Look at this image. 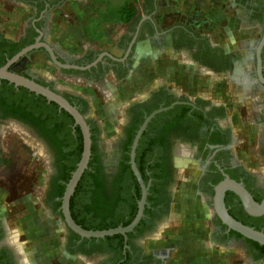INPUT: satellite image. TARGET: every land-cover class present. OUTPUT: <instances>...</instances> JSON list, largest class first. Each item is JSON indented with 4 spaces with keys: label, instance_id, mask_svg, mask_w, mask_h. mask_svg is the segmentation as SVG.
<instances>
[{
    "label": "flooded vegetation",
    "instance_id": "obj_1",
    "mask_svg": "<svg viewBox=\"0 0 264 264\" xmlns=\"http://www.w3.org/2000/svg\"><path fill=\"white\" fill-rule=\"evenodd\" d=\"M13 1L32 8L34 18L24 25L17 38L11 39L1 30L0 36L11 40L28 38L31 34L30 26L38 22V14L45 13L51 1ZM225 4L232 18L234 15L237 24L247 32L244 33V39L232 47L205 34L192 31L182 24H174L161 30L153 22L139 19L134 25L131 22L127 26L126 33L122 34L116 43L118 52H112V57L98 52L75 58L66 56L56 48L54 53L57 60L62 63L89 65L83 69L61 67L59 69L63 75L81 82H93L103 89H107L109 79L115 80L117 90L121 86L126 88L129 85V89L131 88L133 84L123 81L134 67L133 53L136 43L146 40L170 47V51L176 57L182 56L214 78L225 76L229 83L243 89L245 95H250L251 100L245 107L247 117H250L256 128L254 152L259 160L258 165L262 168L260 174L257 170L246 167L235 157L233 152V149H236L235 132L227 122L226 106L204 96H189L177 92L163 84L149 87L145 94L136 96L120 110L123 121L119 123L118 131L114 135L111 159L106 162L102 124L88 116L87 99L74 91L56 88L52 81L43 79L29 69L15 68L22 58L39 49L31 50L16 61V64L10 66V70L22 71L25 76L59 91L85 116L89 130L92 129L90 137L92 136L91 144L95 147L94 165L97 167L98 177L106 183L112 180L117 183L114 188L117 226L127 225L135 217L142 196L141 184L130 164V153L136 133L145 116L159 107L168 106L166 110L156 112L147 121L134 147L133 160L146 187L145 203L138 222L125 234L116 233L118 236L103 241L98 238L93 240L80 237L64 224L62 249L67 255L88 259L89 264H163V255L146 249L143 246V239L154 235L166 218L171 220V185L178 171L188 168L183 162L186 160L195 163L199 169L195 177V187L205 202L212 207L211 227L216 243L223 245L241 243L248 259L264 264V250L249 244L244 240V236L237 235L238 232L223 224L212 206L214 186L224 178V174L241 181L245 187L247 184L252 193L247 187L246 189L253 198L256 193L261 195V198L264 194V99L257 95L264 91V82L260 80V76L264 79V0H227ZM39 29L42 32L40 40H44L42 24ZM37 36L38 33L31 43ZM262 39L258 62L257 47ZM104 92L103 94H106ZM38 101L36 96L31 97L18 86L9 82L1 85L0 82V175L6 179L13 178L29 149L20 136L33 135L49 155V171L42 195V205L54 215L61 217V199L59 195L57 196L56 190L64 183L61 175L68 162L66 158L70 155L59 160L56 150L47 139V133L35 124L33 117L36 115L35 106ZM57 111L61 110L57 108ZM62 118L61 115L60 119L63 120ZM42 125L50 127L46 119ZM70 125L76 126L74 122ZM68 142L67 148L62 149L64 152H70L74 146V142L71 140ZM90 202L89 189L85 194L82 191L76 206L79 208ZM224 203L228 212L237 220L258 226L264 231V214L260 216L247 214L234 192L225 191ZM9 238L8 226L0 215V264H21V251Z\"/></svg>",
    "mask_w": 264,
    "mask_h": 264
},
{
    "label": "rangeland",
    "instance_id": "obj_2",
    "mask_svg": "<svg viewBox=\"0 0 264 264\" xmlns=\"http://www.w3.org/2000/svg\"><path fill=\"white\" fill-rule=\"evenodd\" d=\"M31 14L33 9L25 4L0 0V30L11 39L17 38L28 23L29 19L26 18ZM237 23L234 15L230 20L219 18L214 23L216 29L215 32L213 29L211 37L228 47L236 45L240 41L235 38L238 30L241 34L247 33ZM224 24L232 25V28L224 31L221 29ZM134 54V67L129 75L134 74L136 67L141 70L137 73L139 78L130 89L126 85V88L121 86L117 90L113 79H109L107 89H103L93 82H81L66 77L41 49L22 58L15 68L29 69L43 79L52 81L56 88L74 91L87 99L88 116L102 124L106 162L111 159L114 135L118 131L119 123L123 121L120 110L136 96L145 94L149 87L163 84L177 92L189 96H204L226 106L227 122L235 132V157L246 167L261 173L262 168L258 165L259 160L254 152L256 128L246 114L245 105L251 100L249 94L245 95L243 89L229 83L225 76L214 78L182 56L170 55L169 59H174L175 67L178 66L180 71L185 69L186 80L196 87L195 90H186L184 85L168 80L167 75L161 72L160 61H166L168 56L156 57L149 51L142 55L140 48ZM261 92L257 95L264 99V91ZM20 138L31 151L28 149L13 178L6 179L0 175V215L8 226L9 239L21 251V264H89L88 259L63 252L64 223L59 215H54L42 205L49 171L48 153L33 135L22 134ZM183 162L188 168L179 170L171 185V220L166 218L154 235L145 237L143 246L163 255V264H259L246 257L241 243H216L211 227L212 207L195 187V177L199 169L195 163L186 160Z\"/></svg>",
    "mask_w": 264,
    "mask_h": 264
},
{
    "label": "crops",
    "instance_id": "obj_3",
    "mask_svg": "<svg viewBox=\"0 0 264 264\" xmlns=\"http://www.w3.org/2000/svg\"><path fill=\"white\" fill-rule=\"evenodd\" d=\"M49 1L51 2L45 13H42L43 15L40 13L37 17L39 24L44 27V40L66 56L75 58L98 52L101 54L118 52L116 43L119 38L126 33L131 22L134 25L139 19L153 22L161 30L174 24H182L209 38L213 29H216L214 23L219 18L232 19L230 10L226 9V0ZM32 17L34 18V10L26 19L30 20ZM230 28L232 25L224 24L221 27L224 31ZM235 38L244 39V34L238 30ZM139 48L142 55L149 51L156 57L168 56L166 61H160L161 72L167 75L168 80L184 85L183 88L186 90L196 89L194 84L186 80L184 75L186 70L180 71L178 66L175 67L174 59H169V54L174 56L170 47L146 40L136 43L134 51ZM163 52L165 53L162 54ZM140 70V67H136L134 74L127 76L123 83L133 84L139 78L137 73Z\"/></svg>",
    "mask_w": 264,
    "mask_h": 264
},
{
    "label": "water",
    "instance_id": "obj_4",
    "mask_svg": "<svg viewBox=\"0 0 264 264\" xmlns=\"http://www.w3.org/2000/svg\"><path fill=\"white\" fill-rule=\"evenodd\" d=\"M38 36L35 41L31 44H28L18 50L11 57L7 58L6 61L0 65V81L2 79L7 80L9 83H13L15 86H22L27 88L29 91L34 92L35 94H40L45 99L49 101H53L58 105L59 109H63L68 112L72 118L74 125H78L81 131L82 136V151L80 154V158L76 163L74 170L71 171V175L67 182L65 183V187L61 196V218L64 222L65 226L72 230L74 233L78 234L80 237L85 238H104L105 236L113 235L116 233L125 234V232L132 230L134 225L138 222L140 217L142 216V209L145 203V195H146V187L143 185L140 174L136 169L133 156H134V147L136 145L137 139L140 135V132L145 127L147 121L156 113L162 110H166L168 106L159 107L153 110L149 115L145 116L142 125L138 129L136 136L134 138L132 144V150L130 153V164L131 168L136 175L138 181L142 187V196L138 203V211L135 217L127 224L123 226H115L106 229H85L77 224L71 216L69 203L71 195L74 192L75 186L80 179L83 171L86 169L90 154H91V137L89 124L86 121L85 116L80 112L77 106L72 104L65 96H63L59 91L50 88L48 85L37 82L33 78L25 76L21 73L10 70V66L18 61L21 57L28 54L33 49H41L48 60L56 65L58 68H78L83 69L89 67V65H78L72 63H62L57 60L56 55L54 53V47L47 43L45 40H40L42 32L39 28H36ZM264 39V38H263ZM263 39L260 41L257 47V58L259 62V51ZM112 57L111 54L106 53ZM260 80L264 82V79L260 76ZM226 190H230L234 192L240 200V203L244 209V211L251 216H260L264 214V194L260 201H256L252 194L246 189L241 181H237L233 178H230L228 175L224 174V178L220 180L214 186V194L212 198V206L215 214L221 220V222L228 226V228L238 232L242 236L249 238L253 241H256L259 244L264 245V231L261 229H256L253 226L242 223L241 221L235 219L227 210L224 203V194Z\"/></svg>",
    "mask_w": 264,
    "mask_h": 264
},
{
    "label": "trees",
    "instance_id": "obj_5",
    "mask_svg": "<svg viewBox=\"0 0 264 264\" xmlns=\"http://www.w3.org/2000/svg\"><path fill=\"white\" fill-rule=\"evenodd\" d=\"M44 3V1H43ZM41 7L38 8L40 10ZM39 22L34 23L30 26V35L28 38H19L18 40H11L5 37L0 36V65H2L7 58L11 57L22 47L31 43L37 34L36 28H39ZM20 60V59H19ZM16 64V63H14ZM23 75H26L24 72H18ZM1 85L8 83L7 80L2 79ZM14 85L13 83H10ZM20 90L31 95V97L36 96L39 101L35 106L36 115L33 117L37 127L42 128L45 133H47V139L50 145L56 150L57 158L59 160L66 158L67 163L64 166L61 177L64 179L63 185H59L57 189V196H62L65 183L71 175V171L74 170L77 161L80 158L82 151V136L81 131L78 125L72 127L70 124L73 123L72 116L63 109L57 111L58 105L53 101H47L45 97L40 94H35L32 91H29L27 88L18 86ZM82 111V110H81ZM62 115V119L60 116ZM48 120L50 127L43 126L44 120ZM92 129H90V132ZM92 138V136H91ZM68 140L74 142V146L70 152H64L62 149L67 148L69 144ZM95 147L91 144V154L87 164L86 169L83 171L80 179L78 180L74 192L71 195L69 208L70 213L74 221L85 229H106L110 227L117 226V215L115 213V193L114 188L116 186V181L112 180L108 183L104 180H100L97 173V167L94 165L95 162ZM247 189L248 185L246 184ZM90 189L91 202L89 204H83L81 207L76 206V201L80 198L82 191L84 194ZM250 191V190H249ZM251 192V191H250ZM252 193V192H251ZM261 195L258 193L255 194L254 199L260 201ZM60 204V201L58 202ZM235 218V217H234ZM236 219V218H235ZM129 222V220H128ZM126 222V223H128ZM244 224L260 229L258 226L244 222ZM125 225V224H124ZM237 235L243 237L241 234L236 233ZM118 236L117 234L111 236H105L104 238H98V240L109 239L111 237ZM85 238V237H84ZM90 239H95L90 237ZM244 240L249 244L257 246L258 248L264 250V245L259 244L256 241H253L249 238L244 237Z\"/></svg>",
    "mask_w": 264,
    "mask_h": 264
}]
</instances>
